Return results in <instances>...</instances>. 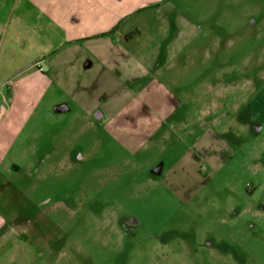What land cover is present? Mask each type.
<instances>
[{
    "label": "rangeland",
    "instance_id": "obj_1",
    "mask_svg": "<svg viewBox=\"0 0 264 264\" xmlns=\"http://www.w3.org/2000/svg\"><path fill=\"white\" fill-rule=\"evenodd\" d=\"M169 2L151 48L0 93V264H264V0Z\"/></svg>",
    "mask_w": 264,
    "mask_h": 264
},
{
    "label": "crops",
    "instance_id": "obj_2",
    "mask_svg": "<svg viewBox=\"0 0 264 264\" xmlns=\"http://www.w3.org/2000/svg\"><path fill=\"white\" fill-rule=\"evenodd\" d=\"M169 1L0 0V93L6 89L14 103L51 91L56 61L96 60L107 48L147 49L151 38L143 41V35L169 30L166 18L176 11ZM190 29L176 33L190 34ZM139 59L153 61L147 55ZM85 114L103 122L108 118L97 104ZM19 220L0 217V233L19 236Z\"/></svg>",
    "mask_w": 264,
    "mask_h": 264
},
{
    "label": "flooded vegetation",
    "instance_id": "obj_3",
    "mask_svg": "<svg viewBox=\"0 0 264 264\" xmlns=\"http://www.w3.org/2000/svg\"><path fill=\"white\" fill-rule=\"evenodd\" d=\"M134 225H136V224L134 223Z\"/></svg>",
    "mask_w": 264,
    "mask_h": 264
}]
</instances>
